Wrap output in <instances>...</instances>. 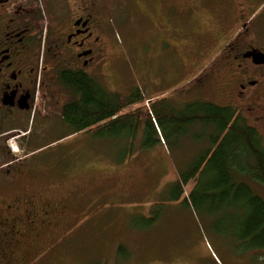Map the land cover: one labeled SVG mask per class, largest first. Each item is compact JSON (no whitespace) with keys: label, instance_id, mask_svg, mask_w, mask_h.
<instances>
[{"label":"rangeland","instance_id":"1","mask_svg":"<svg viewBox=\"0 0 264 264\" xmlns=\"http://www.w3.org/2000/svg\"><path fill=\"white\" fill-rule=\"evenodd\" d=\"M173 11L171 0H113L103 33V59L95 74L109 92H142L141 121L132 135L126 131L102 136L95 129L71 135L65 129L69 136L59 146L44 147L36 156L48 164L41 192L65 207L53 212L54 227L41 238L43 252L30 264L111 263L140 256L155 257L161 264H264V248L242 235L247 211L241 201L215 203L219 195L214 193L211 205L197 193L195 200L189 197L194 183L209 186V166L188 182L180 199H173L179 174L213 150L214 129L196 122L172 135L165 127L167 143L145 144L153 139L145 135L151 102L152 110L162 115L167 109L181 111L192 99L222 103L225 71L216 54L231 36L220 34L217 42L208 44L221 23L204 19L200 6L192 24L180 21ZM39 62L42 68L51 66L42 57ZM37 77L38 113L56 123L68 97L55 82V72L42 71ZM253 187L264 193V186Z\"/></svg>","mask_w":264,"mask_h":264},{"label":"flooded vegetation","instance_id":"2","mask_svg":"<svg viewBox=\"0 0 264 264\" xmlns=\"http://www.w3.org/2000/svg\"><path fill=\"white\" fill-rule=\"evenodd\" d=\"M171 4L180 21L192 24L200 6L204 19L221 23L208 44L220 34L231 36L216 54L225 71L219 98L239 122L264 139V0ZM112 5L113 0H0V264H24L28 253L17 248L52 230L53 212L65 207L47 200L40 190L48 164L36 156L44 147L58 146L65 127L57 120L50 127L48 114L38 113L39 57L51 64L43 66V73L90 68L94 74L103 59V33Z\"/></svg>","mask_w":264,"mask_h":264},{"label":"trees","instance_id":"3","mask_svg":"<svg viewBox=\"0 0 264 264\" xmlns=\"http://www.w3.org/2000/svg\"><path fill=\"white\" fill-rule=\"evenodd\" d=\"M55 82L62 87L68 97L59 110V116L60 123L70 129L71 134L82 132L86 134L95 129L102 136H121L126 131H129L130 135L137 131L142 116L141 108L138 106L133 111L125 113L123 111L143 102L139 89L123 94L109 92L95 75L69 69L56 71ZM196 103L200 107L195 105ZM196 103L190 101L181 111L167 109L165 115L152 110L151 103L150 114L147 111L148 124L145 135L153 136V139L145 144L159 142L160 139H155L159 136L167 143L162 136L163 133L166 134L165 127L172 135L180 134L185 126L196 122H201L204 129H214L217 136L214 137L213 150L206 152L185 174H179L173 187L175 190L173 199H180L188 182L196 175L201 176L209 166L213 174L209 186L204 188L198 185V182L194 183L189 197L195 200L194 196L197 193L202 202L211 205L210 198L214 197L212 196L214 193L219 195L215 203L225 205L230 200L241 201L242 208L247 211L241 226L242 235L249 238L255 246L264 248V197L254 195L257 190L253 187V184L264 186V139L255 136L250 128L239 122L231 106L216 105L210 100ZM183 202L187 205L185 199ZM41 243L42 240L35 236L30 238L27 247L20 245L21 247L17 248V252L25 250V253H28L25 255L24 264H30L29 261L35 254L43 252ZM93 263L99 264L100 261L97 259Z\"/></svg>","mask_w":264,"mask_h":264},{"label":"crops","instance_id":"4","mask_svg":"<svg viewBox=\"0 0 264 264\" xmlns=\"http://www.w3.org/2000/svg\"><path fill=\"white\" fill-rule=\"evenodd\" d=\"M99 264H161L155 257L150 258L149 256L134 257H121L114 262L108 263L102 260Z\"/></svg>","mask_w":264,"mask_h":264},{"label":"water","instance_id":"5","mask_svg":"<svg viewBox=\"0 0 264 264\" xmlns=\"http://www.w3.org/2000/svg\"><path fill=\"white\" fill-rule=\"evenodd\" d=\"M255 55H257V56H255ZM255 55H254V54L252 55V57H253L254 59L259 58V55H258V54H255Z\"/></svg>","mask_w":264,"mask_h":264}]
</instances>
